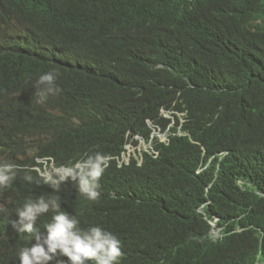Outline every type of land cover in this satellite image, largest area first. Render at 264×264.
Listing matches in <instances>:
<instances>
[{"label":"trees","instance_id":"trees-1","mask_svg":"<svg viewBox=\"0 0 264 264\" xmlns=\"http://www.w3.org/2000/svg\"><path fill=\"white\" fill-rule=\"evenodd\" d=\"M75 30L108 39L73 41L77 64L52 63ZM43 39L53 42L45 63ZM49 70L62 91L41 102L33 85ZM12 91L23 93L15 112L0 110V146L26 138L42 155L88 145L119 153L130 132L150 138L148 120L170 128L171 141L143 169L108 171L94 202L18 172L0 189V264H19L18 250L33 243L11 223L44 194L59 196L82 228L116 235L120 264L264 256V0H0L2 105Z\"/></svg>","mask_w":264,"mask_h":264},{"label":"clouds","instance_id":"clouds-1","mask_svg":"<svg viewBox=\"0 0 264 264\" xmlns=\"http://www.w3.org/2000/svg\"><path fill=\"white\" fill-rule=\"evenodd\" d=\"M30 36L32 37V34ZM107 39L98 32L89 34L75 30L70 41L63 45L65 58L52 59L51 62L58 66L77 64L71 46H75L73 41L80 40L85 44L94 45L95 42L101 43ZM42 43L43 47L40 45L38 54L40 53V61L45 63L49 61L46 53L52 49L53 42L43 39ZM38 54L32 58L36 59ZM59 78L60 73L55 70L39 75L33 85L34 96L42 102L50 95L60 93L62 89L57 83ZM22 93L12 91L10 100L5 105L0 103V110L14 108L15 112L17 98ZM163 114L173 118L172 114L165 110ZM179 115L183 117L184 113ZM184 122L182 120V123ZM148 123L152 129L150 138L130 132L119 153L107 152L103 147L93 149L88 145L78 153H72L71 147L59 149L56 146L51 155H42L37 140L26 138L18 144L12 142L0 146V189L7 187L16 179L18 172H21L26 174L23 177L25 181L39 185L41 183L45 190L51 188L55 193L60 189L67 192L77 190L78 195L85 200L97 201L100 195V181L108 178V171L115 170L114 174L117 175V171L133 173L139 168L143 169L149 158L154 160L160 157V152L156 149L159 142L170 143V128L163 131L152 121L148 120ZM178 134L186 135L182 130ZM142 146L146 147L141 148ZM35 177L38 179L35 180ZM49 212L52 213L50 221H47L42 231H38V221ZM16 217L11 223L13 230L19 234H29L33 241L31 246L18 250L19 264H120L122 260V244L118 237L99 224L93 223V226L82 228L77 215H70L62 210L59 196L44 194L35 200L29 199L16 209ZM214 226L216 227V224ZM255 264H264V256L258 255Z\"/></svg>","mask_w":264,"mask_h":264},{"label":"rangeland","instance_id":"rangeland-1","mask_svg":"<svg viewBox=\"0 0 264 264\" xmlns=\"http://www.w3.org/2000/svg\"><path fill=\"white\" fill-rule=\"evenodd\" d=\"M169 116V114L167 115ZM163 139H165V136H163ZM146 146H142L141 148H145ZM217 233H219V230H217Z\"/></svg>","mask_w":264,"mask_h":264},{"label":"bare ground","instance_id":"bare-ground-1","mask_svg":"<svg viewBox=\"0 0 264 264\" xmlns=\"http://www.w3.org/2000/svg\"><path fill=\"white\" fill-rule=\"evenodd\" d=\"M88 122V121H87Z\"/></svg>","mask_w":264,"mask_h":264}]
</instances>
